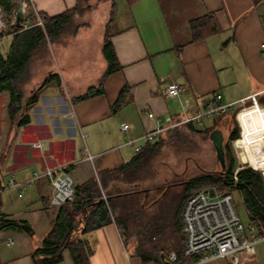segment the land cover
I'll list each match as a JSON object with an SVG mask.
<instances>
[{
  "label": "crops",
  "instance_id": "0c3cea01",
  "mask_svg": "<svg viewBox=\"0 0 264 264\" xmlns=\"http://www.w3.org/2000/svg\"><path fill=\"white\" fill-rule=\"evenodd\" d=\"M33 1L48 15L77 4V0ZM208 12L215 14L219 31L193 39L191 19ZM106 31L111 33L119 67L105 75ZM13 37L14 32H9L2 38L4 56ZM57 39H47L28 53L16 79L21 95L14 115L8 112L9 90L0 92V216L24 219L33 228L32 234L15 227L0 228V264H33L32 252L56 215V206L46 201L51 194L46 178L35 180L19 196L18 187L7 185L11 174L24 179L33 170L68 166L74 182H81L129 161L137 151L125 142L155 127L156 118L166 124L194 114L206 107L213 92L221 93L222 102L256 93L264 103V0H116L113 17L105 23L100 49L103 66L97 75L90 67L93 62L88 61L82 72L63 65L62 77L50 46ZM171 81L182 86L179 99L166 95ZM100 84L103 92L78 98ZM122 89L126 90L125 101L114 108ZM237 116L240 137L236 149L243 150L247 162L259 168L264 164V106H246ZM23 118L27 120L22 122ZM125 123L127 130L122 129ZM203 123L199 126L220 129L214 121ZM38 140L44 141L41 147L33 145ZM139 140L142 147L148 144ZM86 149L94 155L92 160L86 158ZM82 237L93 247L91 264H167L166 260H143L134 251L131 254L115 221ZM54 264L76 263L66 248Z\"/></svg>",
  "mask_w": 264,
  "mask_h": 264
},
{
  "label": "trees",
  "instance_id": "16d2710c",
  "mask_svg": "<svg viewBox=\"0 0 264 264\" xmlns=\"http://www.w3.org/2000/svg\"><path fill=\"white\" fill-rule=\"evenodd\" d=\"M99 1H109V19L113 17L116 0H77V4L59 14L48 15L40 12L44 28L33 25L22 29V21L12 22L15 0H0L6 20V28L14 32L11 47L6 56L0 51V92L8 89L9 115H14L20 105V91L16 79L33 46L55 40L71 23L76 13L91 9ZM190 28L193 39H200L219 31L217 18L213 12L191 19ZM21 30V31H20ZM2 34H0L1 36ZM111 33L106 31L103 52L108 61L105 75L119 67L116 60ZM125 89L119 92L114 108L125 100ZM103 92V86L91 87L78 98ZM176 117L175 120H179ZM23 118L21 121H26ZM236 121V119H235ZM215 126L200 127L194 121L183 122L167 128L159 140L148 142L126 162L111 169L93 174L87 179L75 183V196L56 206V215L38 247L32 252L33 264H54L62 259L64 249H69L76 264H91L93 247L82 234L107 223L115 221L124 243L133 248L134 253L143 260H155L164 263L166 252L174 250L178 254L177 264H186L195 256H186L185 231L182 223V209L189 194L194 190L212 186L218 190L237 188L248 212L249 222L255 226V234L264 232V175L251 165L240 164L232 140L240 136L236 121L228 140L224 144L226 166L214 171L200 170L196 173L168 184L164 191L161 185L153 184L156 169L154 155L163 146L164 140L170 141L180 134H208ZM220 162V161H219ZM239 166L236 175V167ZM184 183V191L178 197L167 195L169 186ZM162 190V191H161ZM161 191V193H159ZM49 202L48 200H46ZM45 201V202H46ZM46 202V203H47ZM15 227L32 234L33 228L24 219H10L0 216V228ZM163 256V257H162ZM191 259V260H190Z\"/></svg>",
  "mask_w": 264,
  "mask_h": 264
},
{
  "label": "built area",
  "instance_id": "2783aa9c",
  "mask_svg": "<svg viewBox=\"0 0 264 264\" xmlns=\"http://www.w3.org/2000/svg\"><path fill=\"white\" fill-rule=\"evenodd\" d=\"M15 1L17 3L18 0ZM21 9L22 28H28L33 25L44 28L43 18L33 0H21ZM14 20L15 14L13 12L12 22ZM5 27L6 20L0 7V34H2L0 42L5 36ZM262 46L264 48V42ZM181 89L180 83L171 81L166 85V95L173 99H179ZM221 96V93L213 92L205 108L197 110L194 114H185L179 120H169L166 124H160L159 118H156L158 124L155 127L148 129L140 137L129 138L125 143L133 146L134 150L138 152L142 148L139 139L144 142H155L159 140L167 128L183 122L194 121L200 125L204 117L224 113L229 107L234 105V101L222 102ZM247 100H250V102H247ZM238 102H241L242 106L236 110L235 116L240 129L238 112L246 106L257 105L263 107L264 103L259 101L256 93L242 97ZM148 115L155 118L153 112H148ZM127 128V123L122 124L123 130H127ZM43 144V140L33 142L36 147H41ZM232 144L236 148L235 139L232 140ZM85 153L87 159H93L94 155L87 149ZM237 153L239 152L237 151ZM237 170L238 168L235 170V175ZM42 177L46 178L51 185L49 197L51 205L58 206L74 198L75 182L68 166L33 170L24 179H18L14 174H11L7 185L18 187V194L22 196L27 186ZM211 188L213 193L210 191ZM181 216L185 231L183 252L186 256H195L194 259L186 264H202L220 259L225 260L227 264H246L247 258L255 254L256 243L264 241V232L256 235L255 226L250 222L244 224L240 219L235 209L231 190H218L212 186L194 190L187 196ZM164 258L167 264H177L178 254L176 251L171 250L165 253Z\"/></svg>",
  "mask_w": 264,
  "mask_h": 264
},
{
  "label": "rangeland",
  "instance_id": "374dc122",
  "mask_svg": "<svg viewBox=\"0 0 264 264\" xmlns=\"http://www.w3.org/2000/svg\"><path fill=\"white\" fill-rule=\"evenodd\" d=\"M108 15V2L99 1L91 9L84 10L82 13L78 14L72 25L66 28L58 37L57 42H50V46L52 45L53 62L56 66V70L62 77L65 76V66L70 71L82 72L81 68L87 65L86 63L88 61L93 62L90 67H92V72L97 75V72L103 66L100 49ZM112 28L113 26L110 27V30ZM4 32L6 35L12 31H9L5 27ZM2 45L1 39L0 48ZM84 69L89 70L90 68ZM247 102H250V100H247ZM240 106H242V103L236 101L226 112L215 116L204 117L202 119L204 123L214 121L215 125L219 126L220 130L224 131V144L228 140V135H226L228 129L233 128L236 124L237 120L235 121V113ZM233 148L238 157L236 148L234 146ZM249 159L253 161V163L255 162L253 158ZM254 159L256 160V157H254ZM238 160H240L239 157ZM153 164L156 169V176L152 180V183L163 186L161 187L163 191L168 184L187 178L197 171H214L220 169V162L216 156V150L212 140L208 134L201 133H194L191 135L180 134L178 137H173L170 141L164 140L163 146L153 157ZM240 164L250 165L248 162ZM237 168H239V166H237L236 169ZM257 169L264 175V164ZM184 185V183H176L169 186L167 195L178 198L184 191ZM161 191H159V193H161ZM231 193L235 209L240 219L244 224H248L249 216L242 193L237 188H233ZM127 249L131 254H134L132 252L133 248L128 244ZM202 264H227V262L220 259L211 260ZM246 264H264V241L256 243L255 254L247 258Z\"/></svg>",
  "mask_w": 264,
  "mask_h": 264
},
{
  "label": "water",
  "instance_id": "95a60500",
  "mask_svg": "<svg viewBox=\"0 0 264 264\" xmlns=\"http://www.w3.org/2000/svg\"><path fill=\"white\" fill-rule=\"evenodd\" d=\"M13 12L15 14V22L17 25H19L20 18L22 15L21 0L17 1ZM210 139L212 140L214 148L216 150V156L218 160L220 161L221 166L224 168L226 166V162H225V151H224V145H223L224 136H223L222 131L219 128L212 129L210 132ZM238 142H239V138H236L235 144H237ZM238 154H239V158L241 162L243 163L247 162V155L243 150H241ZM210 191L211 193H213L212 188L210 189Z\"/></svg>",
  "mask_w": 264,
  "mask_h": 264
},
{
  "label": "bare ground",
  "instance_id": "6f19581e",
  "mask_svg": "<svg viewBox=\"0 0 264 264\" xmlns=\"http://www.w3.org/2000/svg\"><path fill=\"white\" fill-rule=\"evenodd\" d=\"M235 145H237V144H235Z\"/></svg>",
  "mask_w": 264,
  "mask_h": 264
}]
</instances>
